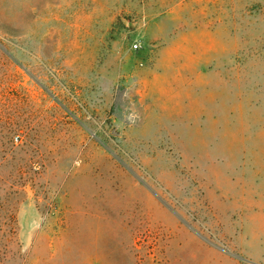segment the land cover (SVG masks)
Here are the masks:
<instances>
[{
    "label": "rangeland",
    "instance_id": "374dc122",
    "mask_svg": "<svg viewBox=\"0 0 264 264\" xmlns=\"http://www.w3.org/2000/svg\"><path fill=\"white\" fill-rule=\"evenodd\" d=\"M0 264H264V0H0Z\"/></svg>",
    "mask_w": 264,
    "mask_h": 264
},
{
    "label": "built area",
    "instance_id": "2783aa9c",
    "mask_svg": "<svg viewBox=\"0 0 264 264\" xmlns=\"http://www.w3.org/2000/svg\"><path fill=\"white\" fill-rule=\"evenodd\" d=\"M133 48L134 49H137L138 48V45L137 44H134Z\"/></svg>",
    "mask_w": 264,
    "mask_h": 264
}]
</instances>
